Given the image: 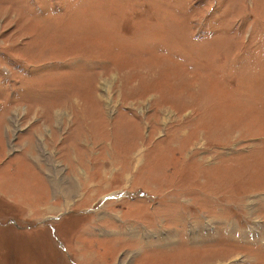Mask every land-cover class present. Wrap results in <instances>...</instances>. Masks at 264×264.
Here are the masks:
<instances>
[{
    "label": "rangeland",
    "instance_id": "rangeland-1",
    "mask_svg": "<svg viewBox=\"0 0 264 264\" xmlns=\"http://www.w3.org/2000/svg\"><path fill=\"white\" fill-rule=\"evenodd\" d=\"M0 264H264V0H0Z\"/></svg>",
    "mask_w": 264,
    "mask_h": 264
}]
</instances>
